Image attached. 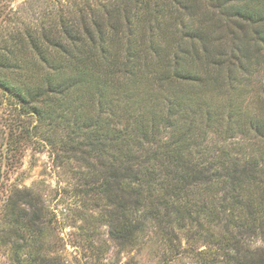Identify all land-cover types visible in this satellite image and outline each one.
Listing matches in <instances>:
<instances>
[{"label":"trees","instance_id":"16d2710c","mask_svg":"<svg viewBox=\"0 0 264 264\" xmlns=\"http://www.w3.org/2000/svg\"><path fill=\"white\" fill-rule=\"evenodd\" d=\"M4 99L0 163L15 166L43 124L65 130L87 168L79 193L103 201L96 218L121 248L154 227L174 254L201 242L206 264H264V0H0ZM46 214L10 187L12 264H63Z\"/></svg>","mask_w":264,"mask_h":264},{"label":"rangeland","instance_id":"374dc122","mask_svg":"<svg viewBox=\"0 0 264 264\" xmlns=\"http://www.w3.org/2000/svg\"><path fill=\"white\" fill-rule=\"evenodd\" d=\"M8 105L5 99L0 103V119ZM40 128L41 139L23 146L15 166L0 163V226L3 224L4 200L10 187L17 186L22 190L32 189L43 202L46 220L50 222L45 230L44 242L49 249H55L52 254H59L63 264H206L197 253L205 247L201 242L196 244L197 249L193 253L186 250L174 254L162 242L161 234L154 227L142 233L133 247L121 248L110 237L107 224L96 218L101 213L103 201L100 200V205L94 208L91 201H86L79 193L84 182L82 173L87 168L79 156L62 148L66 131L59 128L56 134L49 135L53 132H45L44 124ZM240 140L235 144L243 146L246 143L247 147L243 150L248 153L247 141ZM78 226L92 235L96 245L103 246L98 261L89 257V250L87 252L76 242L79 239ZM250 244L256 247L261 241L252 238ZM186 246L182 240V247ZM0 264H12L8 251L1 246Z\"/></svg>","mask_w":264,"mask_h":264}]
</instances>
